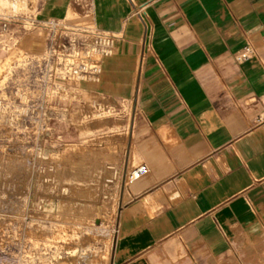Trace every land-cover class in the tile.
Segmentation results:
<instances>
[{"label": "crops", "instance_id": "1", "mask_svg": "<svg viewBox=\"0 0 264 264\" xmlns=\"http://www.w3.org/2000/svg\"><path fill=\"white\" fill-rule=\"evenodd\" d=\"M83 16L118 35L92 90L127 106V162L147 166L126 188L106 264H264V0L38 10ZM247 43L256 54L239 62Z\"/></svg>", "mask_w": 264, "mask_h": 264}, {"label": "rangeland", "instance_id": "2", "mask_svg": "<svg viewBox=\"0 0 264 264\" xmlns=\"http://www.w3.org/2000/svg\"><path fill=\"white\" fill-rule=\"evenodd\" d=\"M28 12L25 0H0V264H106L127 162V120L83 81L61 94L24 96L18 58L41 45L17 39L1 16ZM80 180V181H79Z\"/></svg>", "mask_w": 264, "mask_h": 264}, {"label": "built area", "instance_id": "3", "mask_svg": "<svg viewBox=\"0 0 264 264\" xmlns=\"http://www.w3.org/2000/svg\"><path fill=\"white\" fill-rule=\"evenodd\" d=\"M25 1L28 12L1 16L3 27H8L12 36H29L31 42L41 45L23 50L18 57L25 98L39 102L63 100L69 95L61 94L62 90L75 88L83 81H97L101 61L112 54L118 35L96 27L84 16L41 19V0ZM143 24L146 30V23ZM255 54V48L247 43L236 59L242 62ZM146 172L145 164L134 166L126 171L125 182L132 183Z\"/></svg>", "mask_w": 264, "mask_h": 264}, {"label": "bare ground", "instance_id": "4", "mask_svg": "<svg viewBox=\"0 0 264 264\" xmlns=\"http://www.w3.org/2000/svg\"><path fill=\"white\" fill-rule=\"evenodd\" d=\"M78 264H88V262L82 261V262H79ZM93 264H95V263H93Z\"/></svg>", "mask_w": 264, "mask_h": 264}]
</instances>
